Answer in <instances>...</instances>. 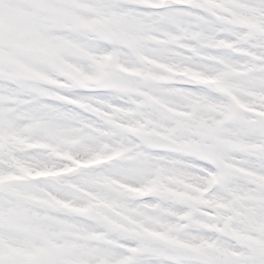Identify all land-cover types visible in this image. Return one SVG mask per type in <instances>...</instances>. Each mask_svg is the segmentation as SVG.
I'll return each instance as SVG.
<instances>
[{
  "label": "snow or ice",
  "instance_id": "6c2138e0",
  "mask_svg": "<svg viewBox=\"0 0 264 264\" xmlns=\"http://www.w3.org/2000/svg\"><path fill=\"white\" fill-rule=\"evenodd\" d=\"M65 49L91 74L148 57L223 83L81 85L52 68ZM56 167L75 174L19 178ZM106 177L155 186L135 205L159 227L74 191ZM0 264H264V0H0Z\"/></svg>",
  "mask_w": 264,
  "mask_h": 264
},
{
  "label": "rangeland",
  "instance_id": "374dc122",
  "mask_svg": "<svg viewBox=\"0 0 264 264\" xmlns=\"http://www.w3.org/2000/svg\"><path fill=\"white\" fill-rule=\"evenodd\" d=\"M219 1V0H217ZM51 55L55 58L58 55V52L56 49H51ZM64 54L71 57V59H59L55 60L52 64V68L57 75V72L67 71L71 73L75 78H77L78 83L81 85H88V86H95L97 85V81L105 80L106 82L112 84L113 86H121L119 84V78L117 76V73L123 75L132 77L139 80H147L143 77H139L141 74L142 76L147 74L151 71H137L135 68H130L125 65H120L117 69L112 70L110 68L111 60L112 58L110 56H107L106 62L109 65V68L105 70L104 72H98L95 74H91L87 71H85L83 68H81L78 64H76L74 61L81 58L80 55L76 54L75 52H72L70 50L65 49ZM153 60L144 57L143 63L148 65V68L150 69V63ZM158 63V62H157ZM162 68L158 69V72L160 74H157L152 71V76H155L154 78H151V80H156L161 83H165V79L167 78V75L170 74V71L175 68H181L183 67L182 64H160L158 63ZM192 71L200 72L196 69H193ZM192 74L191 72H189ZM205 74V73H204ZM223 82L220 79L219 82H215L213 84L221 85ZM155 132V130H152L151 133ZM162 134V133H161ZM173 139H175L172 136H169ZM178 140V139H176ZM181 141V140H178ZM184 142L188 149L193 151L200 150V146L191 142L187 141H181ZM123 155V153H113L111 159L117 158V156ZM102 159H105L104 157L97 158L94 161H101L100 164L104 163ZM99 165V164H98ZM97 166V164L95 165ZM65 167H56V168H49V169H38V168H21L19 170V178H28L34 173H50L51 175L44 177V178H52V177H60V176H72L75 173H61L56 174L60 169ZM166 182H172L180 185L181 188H188L190 192H195L197 190V185L195 183V178H184V177H168L165 178ZM155 186H143V187H136L131 184H126L122 180L116 179L115 177H106L103 182L96 184L95 186L91 188H82V187H75L74 191H77L80 195L84 196L87 199H90L93 201V205L96 209L101 211L105 216L109 217L111 220L116 221L117 223L130 225L134 228H143L146 225H154V227H159V225L156 224L154 218H149L145 220V218L141 215L142 209L135 204L131 203L133 200H139L141 193L143 192H151L154 190ZM48 195L54 196L55 193L52 192L51 189L47 190ZM60 206H69L70 201H60ZM156 235L163 236L164 232H156Z\"/></svg>",
  "mask_w": 264,
  "mask_h": 264
},
{
  "label": "bare ground",
  "instance_id": "6f19581e",
  "mask_svg": "<svg viewBox=\"0 0 264 264\" xmlns=\"http://www.w3.org/2000/svg\"><path fill=\"white\" fill-rule=\"evenodd\" d=\"M106 58H107V56L104 57L103 60L99 62V63H101L103 65V68H104V70L101 71V72H104L105 70H107L109 68V65L106 62ZM149 67H150V69H153V68L161 69V66L157 65L155 62H151ZM151 73L152 72H148V74H146V75L144 74L143 76H139V77H143V78H145L147 80H151V78H152V74ZM74 165H75L76 168H78V167H87L88 164H85L84 162H81V161H77V162H75Z\"/></svg>",
  "mask_w": 264,
  "mask_h": 264
},
{
  "label": "clouds",
  "instance_id": "9594fccd",
  "mask_svg": "<svg viewBox=\"0 0 264 264\" xmlns=\"http://www.w3.org/2000/svg\"><path fill=\"white\" fill-rule=\"evenodd\" d=\"M101 26H102V25H101ZM135 70H137V71H152V70L149 69V68H140V69H135ZM117 76H118V78H120V77H122L123 75L117 73ZM135 201H136V200H133V201H131V203L135 204ZM148 226H149V227H154V225H148ZM239 227H243V225H239Z\"/></svg>",
  "mask_w": 264,
  "mask_h": 264
},
{
  "label": "water",
  "instance_id": "95a60500",
  "mask_svg": "<svg viewBox=\"0 0 264 264\" xmlns=\"http://www.w3.org/2000/svg\"><path fill=\"white\" fill-rule=\"evenodd\" d=\"M171 143V142H170Z\"/></svg>",
  "mask_w": 264,
  "mask_h": 264
}]
</instances>
